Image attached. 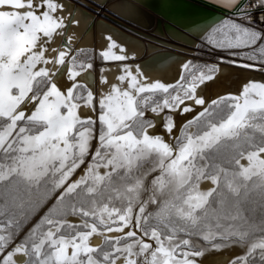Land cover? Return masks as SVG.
Listing matches in <instances>:
<instances>
[{"label": "snow or ice", "instance_id": "obj_1", "mask_svg": "<svg viewBox=\"0 0 264 264\" xmlns=\"http://www.w3.org/2000/svg\"><path fill=\"white\" fill-rule=\"evenodd\" d=\"M210 2L232 13L205 37L216 64L189 60L164 83L121 63L97 87L75 5L0 0V264H197L225 248L240 249L226 264H264V81L198 92L220 63L264 71V0ZM107 41L100 61L134 58ZM194 106L175 135L161 114Z\"/></svg>", "mask_w": 264, "mask_h": 264}, {"label": "bare ground", "instance_id": "obj_2", "mask_svg": "<svg viewBox=\"0 0 264 264\" xmlns=\"http://www.w3.org/2000/svg\"><path fill=\"white\" fill-rule=\"evenodd\" d=\"M94 1L98 6L97 10H89L82 4L67 0L68 5H75L71 10L75 19L80 21L78 27L69 28V32H75L79 38L74 41L73 47H93L98 54L107 47V36L111 35L126 50L129 57L134 58L125 62H102L101 68L116 69L121 63L139 65L140 70L149 81L159 80L164 83H174L179 78L182 65L189 60L192 61L196 45L200 44V39L205 38L211 31L210 26H214L223 18L232 15L226 8L213 4L210 0ZM243 2L244 0H242ZM252 2L258 4L260 0ZM252 2L249 4L253 5ZM107 9L118 14L122 20L106 16L104 12ZM261 10L262 12H254L255 19L258 20L264 16V8ZM260 27L264 28V26ZM222 56L224 55L221 54L219 58ZM208 58L210 60L206 63L207 65L216 64L219 61V58ZM101 68L98 71L94 69L97 87H99V79L102 74ZM220 68L222 71L217 75V78L207 82L198 90L206 101L215 100L229 93L238 94L242 86L249 80L264 81V71L245 69L225 63H220ZM105 74L108 75L110 81H113L120 72L112 71ZM64 83L67 82L62 80L61 84ZM201 110V106H194L193 112L190 113L176 112L172 114L166 111L161 115H173L177 125L173 133L178 135L177 130ZM155 123V131L158 134H164L161 121L155 119ZM165 138L168 139L167 136ZM195 243L208 247L200 239H195ZM238 254H240L238 248L211 250L205 252L204 256L198 257L197 264H226L229 258Z\"/></svg>", "mask_w": 264, "mask_h": 264}, {"label": "rangeland", "instance_id": "obj_3", "mask_svg": "<svg viewBox=\"0 0 264 264\" xmlns=\"http://www.w3.org/2000/svg\"><path fill=\"white\" fill-rule=\"evenodd\" d=\"M73 1H74V3L84 5L89 10H97L98 9V6L96 5V2L94 0H73ZM104 14H106V16H110L112 18H116L117 17L116 19L122 20V18L119 17L118 14H115V12H113L111 9H109V10L107 9L104 12ZM253 18H254V15H253ZM260 26H264V25H260ZM199 43L200 44H197L196 47H195V49H194L195 56L192 59V61L197 62L198 64H202V65L206 64L210 60L208 57H211V58H219V56L221 54L222 55H225V53L223 51H221L220 49H216L211 44L207 43V41L205 40V38H201ZM84 49H86L88 51V54L90 56H95V60H94V65H95L94 67L95 68L94 69H95V71H98V69L101 68V66H102V64H101L102 61H100V59L98 57V54L96 53V50L93 47H91V48H84ZM79 58L80 59H87V57H84V56H81ZM149 118L152 119L153 118L152 115L149 114ZM51 203H52V201H50L49 204L46 205L45 208L39 214H37L36 217L33 218V220L31 221V223L28 224V226L21 233L20 237L16 240V243H19V241L21 239H23L24 234L27 232L28 228H30L32 226V224H34L36 222V220L39 219V216L43 214V211H46L47 210V207L50 206ZM202 242L205 244L204 241H202ZM194 243H195V240H194Z\"/></svg>", "mask_w": 264, "mask_h": 264}, {"label": "built area", "instance_id": "obj_4", "mask_svg": "<svg viewBox=\"0 0 264 264\" xmlns=\"http://www.w3.org/2000/svg\"><path fill=\"white\" fill-rule=\"evenodd\" d=\"M249 3H250V0L247 1V6H248V7H251L252 5H250ZM257 9H258V10H257ZM254 12H255V13H256V12H262V10H261V8H256ZM254 12H253V14H254ZM258 17H259V15H258Z\"/></svg>", "mask_w": 264, "mask_h": 264}]
</instances>
